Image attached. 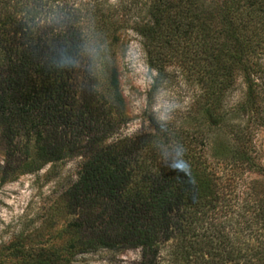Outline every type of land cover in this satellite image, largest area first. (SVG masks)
I'll return each mask as SVG.
<instances>
[{
	"label": "trees",
	"instance_id": "1",
	"mask_svg": "<svg viewBox=\"0 0 264 264\" xmlns=\"http://www.w3.org/2000/svg\"><path fill=\"white\" fill-rule=\"evenodd\" d=\"M105 1L0 0V128L17 153L13 168L51 170L85 152L53 209L72 216L76 238L62 250L16 246L11 264H71L97 248L138 249L123 264H264L254 144L264 126V0H127L153 71L148 100L170 64L197 90L178 119L148 115L149 129L109 142L118 119L105 105L122 110L123 99L113 51L104 53L125 22ZM97 60L108 102L93 86ZM236 76L243 97L227 104ZM177 158L188 171L170 168Z\"/></svg>",
	"mask_w": 264,
	"mask_h": 264
},
{
	"label": "rangeland",
	"instance_id": "2",
	"mask_svg": "<svg viewBox=\"0 0 264 264\" xmlns=\"http://www.w3.org/2000/svg\"><path fill=\"white\" fill-rule=\"evenodd\" d=\"M104 5L115 10L126 23L119 33V43L104 53V58L108 59L109 52L113 51L123 99L122 110L108 103L105 105L110 107L111 120L118 119L112 134L105 140L109 142L118 136H132L149 129L148 115L165 120L178 119L189 107L197 87L184 77L177 66L170 64L166 68V78L148 100L153 71L146 65L140 37L129 28L135 12L130 11L127 0H106ZM102 64L101 60H97L92 70L93 86L97 93L105 96L106 100L101 101L108 102L109 91ZM243 93L244 84L236 76L225 96L226 103L240 100ZM7 143L0 128V177H6L0 179V260L11 264L18 259H10L8 253L16 246L30 248L34 252L62 250L76 238L77 230L66 227V222L72 216L61 210L53 213V209L59 204L61 192L75 179L85 152L78 150L66 154L51 170L49 164H46L37 172L19 174L13 168L17 153H12ZM254 144L256 161L264 170V126L256 129ZM242 178L243 181L261 179L249 173L243 174ZM138 257V249L111 251L97 248L75 252L71 264H123L137 260Z\"/></svg>",
	"mask_w": 264,
	"mask_h": 264
},
{
	"label": "clouds",
	"instance_id": "3",
	"mask_svg": "<svg viewBox=\"0 0 264 264\" xmlns=\"http://www.w3.org/2000/svg\"><path fill=\"white\" fill-rule=\"evenodd\" d=\"M180 154H178L179 156ZM170 168L173 170L178 171H188L189 170V164L187 161H185L183 158H177L173 161V163L170 165Z\"/></svg>",
	"mask_w": 264,
	"mask_h": 264
}]
</instances>
